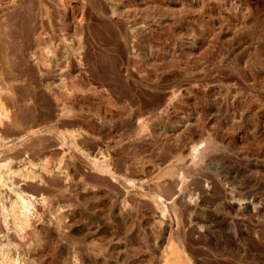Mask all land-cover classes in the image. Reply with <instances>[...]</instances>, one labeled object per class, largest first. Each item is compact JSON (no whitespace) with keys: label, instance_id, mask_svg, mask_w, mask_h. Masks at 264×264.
Instances as JSON below:
<instances>
[{"label":"rangeland","instance_id":"obj_1","mask_svg":"<svg viewBox=\"0 0 264 264\" xmlns=\"http://www.w3.org/2000/svg\"><path fill=\"white\" fill-rule=\"evenodd\" d=\"M8 161L0 264H264V0H0Z\"/></svg>","mask_w":264,"mask_h":264},{"label":"bare ground","instance_id":"obj_2","mask_svg":"<svg viewBox=\"0 0 264 264\" xmlns=\"http://www.w3.org/2000/svg\"><path fill=\"white\" fill-rule=\"evenodd\" d=\"M23 119V118H22ZM25 120H28V119H31L30 116H27L26 118H24ZM69 136L70 137H75L76 134L74 132H70L69 133ZM67 135V133L64 135V141L62 140V142H64L65 144L67 143L66 141L69 139L71 142V138ZM5 139V138H4ZM63 143V144H64ZM10 161V160H9ZM9 161L8 162H2L0 163V183L2 185H6L7 186V189L8 190H11L12 193H14V196H15V199H13V203H15V205H12V208H8V206H5L4 204H2V206L4 207L5 209V212H4V225L8 226L9 228V224H8V218L9 217H12L14 219L13 221V225L15 226V228L19 231V227H21V225L23 224L22 222H25L27 223L28 225V221H29V218H30V212L31 211V205H33V198L32 196H27L26 193H24V190H23V187H21L20 184H17L14 183L13 181V175L16 174V175H22L20 174L19 172L17 171H14L13 169H11L10 167V164H9ZM98 161V160H97ZM95 160V164L97 167L99 166L98 165V162ZM12 162V161H11ZM100 162V161H99ZM49 163V162H48ZM100 164V163H99ZM45 165V164H44ZM99 167H101L100 169H102L103 171H105L108 167H105L104 165H100ZM6 168L7 171L6 173L4 174L3 172V169ZM32 170V168H31ZM101 170V171H102ZM15 176V175H14ZM16 177V176H15ZM21 177V176H20ZM1 191V190H0ZM1 193V192H0ZM4 197V196H3ZM4 199V198H2ZM1 203V202H0ZM20 204V206H18ZM18 206V207H17ZM20 207V208H19ZM21 207H23V210L24 211H21ZM25 214L26 213V216L23 217L21 214ZM3 214V213H2ZM12 219V220H13ZM22 223V224H21ZM24 223V224H25ZM12 225V224H11ZM22 228H23V225H22ZM10 229V228H9ZM7 263V262H6Z\"/></svg>","mask_w":264,"mask_h":264}]
</instances>
